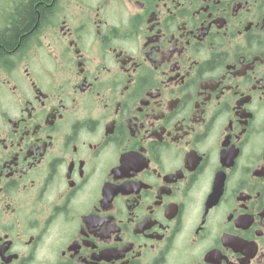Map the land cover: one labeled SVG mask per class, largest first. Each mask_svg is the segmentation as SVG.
I'll return each instance as SVG.
<instances>
[{
    "label": "flooded vegetation",
    "instance_id": "af4514ba",
    "mask_svg": "<svg viewBox=\"0 0 264 264\" xmlns=\"http://www.w3.org/2000/svg\"><path fill=\"white\" fill-rule=\"evenodd\" d=\"M31 2L0 264H264V0H10L0 36Z\"/></svg>",
    "mask_w": 264,
    "mask_h": 264
},
{
    "label": "trees",
    "instance_id": "16d2710c",
    "mask_svg": "<svg viewBox=\"0 0 264 264\" xmlns=\"http://www.w3.org/2000/svg\"><path fill=\"white\" fill-rule=\"evenodd\" d=\"M50 3V0H43ZM38 9L43 14L45 13V7L42 3L38 6ZM19 20L14 25V28L12 29V32L8 36H0V54L3 53L4 48L9 49L11 46H13L17 40L20 34L23 30H27L31 28V26L36 22L37 15L35 13L33 2L29 3L27 6L23 7L21 10H19ZM25 41V39H24Z\"/></svg>",
    "mask_w": 264,
    "mask_h": 264
},
{
    "label": "rangeland",
    "instance_id": "374dc122",
    "mask_svg": "<svg viewBox=\"0 0 264 264\" xmlns=\"http://www.w3.org/2000/svg\"><path fill=\"white\" fill-rule=\"evenodd\" d=\"M10 0H0V20L1 18H3L4 15H8L9 14V10H10V6L9 4ZM1 26V23H0Z\"/></svg>",
    "mask_w": 264,
    "mask_h": 264
}]
</instances>
